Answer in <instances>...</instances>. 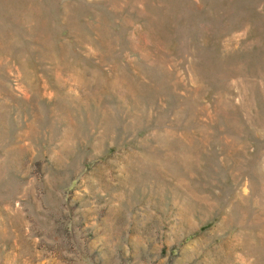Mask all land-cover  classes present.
<instances>
[{
  "label": "rangeland",
  "instance_id": "1",
  "mask_svg": "<svg viewBox=\"0 0 264 264\" xmlns=\"http://www.w3.org/2000/svg\"><path fill=\"white\" fill-rule=\"evenodd\" d=\"M0 264H264V0H0Z\"/></svg>",
  "mask_w": 264,
  "mask_h": 264
}]
</instances>
